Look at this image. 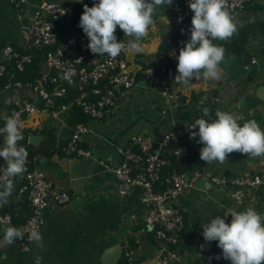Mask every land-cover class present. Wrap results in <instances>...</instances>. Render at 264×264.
I'll return each mask as SVG.
<instances>
[{"label":"crops","instance_id":"obj_1","mask_svg":"<svg viewBox=\"0 0 264 264\" xmlns=\"http://www.w3.org/2000/svg\"><path fill=\"white\" fill-rule=\"evenodd\" d=\"M41 1L43 0H28L27 9L21 14L10 0H0V55L7 43L15 44L20 49V22L30 6ZM234 14L237 27L253 19H263L264 0H251L243 10ZM192 15L191 11L187 18L188 27L191 25ZM154 19L155 23L149 28L148 36L142 40V51H125L129 66L138 73L135 86L121 96L117 106L104 118L92 119L85 115L87 118L84 124L89 132L82 144L91 150L92 155L66 154L61 148L53 152L46 150L45 154L38 157L37 163L36 157L27 160V170L40 168L56 187L66 189L71 199L66 204H50L44 209L43 248H37L33 243L27 251L18 250L3 239V229L9 224L0 222V264H35L38 255L42 257L41 264H103L100 256L104 249L125 241L130 242L135 249L134 262L149 263L162 247L153 230L144 222L145 203L139 190L134 189L124 197L118 196L112 174L99 162L103 160L107 164H116L119 161L116 146L126 143L131 134L146 132L160 136L172 124L191 122L197 118L209 119L203 117L199 108L193 106H182L165 116L161 115L162 102L157 90V95L148 103L145 114L137 106L139 96L146 94L149 89L146 77L141 71L158 60H166L165 57L177 56L171 50H158L161 27L176 26L170 18L168 5L157 8ZM258 37L264 38V34ZM250 44L246 42L243 47L252 55L248 49ZM263 45L264 42L262 47ZM262 47L255 50L259 51ZM166 62L167 60L165 64ZM220 69L219 79L193 78L187 85L174 81L173 90L182 96L191 97L194 93L218 96L219 102L213 105L214 114L217 109H236L243 114L242 124L246 120L254 119L264 129V102L255 95L256 87L264 84V60L257 58V62L244 69L241 58L230 55L220 65ZM18 91L26 96L31 95L24 87H19ZM5 96L6 92L0 83V116L5 109ZM252 96L259 100H252ZM140 115L149 121L143 124L133 123L132 120ZM22 122L23 128L29 130V134H32L31 131L40 133L39 130L47 126L57 133L52 119L40 110ZM42 134L48 137L46 133ZM57 139L62 140L57 147H62L63 137L57 136ZM198 139L199 137L192 139L189 136L192 150L200 155L203 145L197 143ZM43 140L48 141L49 137ZM40 142L36 147L41 145ZM202 165L207 172L225 179L244 171L264 173V158H252L238 152L229 154L223 163L203 161ZM23 175L15 178L14 191L8 202L0 205V213L12 214V204L24 180ZM182 201L186 212L177 249L181 253L183 264H214L215 257L221 255L218 242H206L202 235V224L209 223L213 217H223L229 208L239 211L246 210L249 206L264 213V191L261 187L247 189L240 199H236L230 184L215 186L207 180L203 187L189 189ZM22 214H25V210H22ZM22 216L13 215L9 223L18 226ZM226 222H231L230 215L226 217Z\"/></svg>","mask_w":264,"mask_h":264},{"label":"built area","instance_id":"obj_2","mask_svg":"<svg viewBox=\"0 0 264 264\" xmlns=\"http://www.w3.org/2000/svg\"><path fill=\"white\" fill-rule=\"evenodd\" d=\"M10 1L21 14L27 9L28 0ZM250 1L227 0V3L231 12L237 13ZM94 2L98 0H43L36 4L37 9L31 16L21 20L20 49L15 44L7 43L0 55V77L3 78L2 87L6 92L0 128L4 126V117L13 112L19 113L23 120L40 110L52 119L57 136L63 137L61 148L64 153L92 155L91 150L82 144L89 128L83 122L69 128L70 111L78 107L89 118H104L117 106L121 96L135 86L137 80V70L129 66L125 52L114 59L106 55H94L87 47L88 39L82 28L71 22L77 7L81 6L83 13L84 5L91 7ZM168 12L179 26L188 25L187 18L191 13L189 0H172ZM63 26L64 31L61 30ZM129 39L123 35L118 41L127 43ZM28 49H37L40 58L35 77L22 81L16 79L15 74L31 62L32 52H28ZM165 61L158 60L144 71L151 73L154 68H158L164 72ZM255 62L257 57L251 55L249 63H243V68L247 69ZM69 68L71 72L66 75ZM19 87L28 89L31 95L26 96L18 91ZM157 91L163 116L182 106L198 109L219 102L218 96L213 94L194 98L182 96L168 88ZM224 111L231 112L242 123L243 114L240 111ZM193 123L172 124L160 136L146 132L131 134L126 143L116 146L119 156L116 164L99 160L104 169L112 174L118 196L124 197L134 189L139 190L145 203L144 222L163 242L151 262L136 263L133 261L135 249L130 242L125 241L117 264H183L177 249L186 212L182 198L201 177L207 178L215 186L230 184L236 199H240L243 192L250 188L261 187L264 191V173L244 171L225 179L207 172L200 155L191 148L190 132L198 131V128L189 129ZM24 133L30 135L29 130L23 128ZM2 142L3 134L0 133V146ZM172 158L185 160L186 168H172L169 163ZM4 166L5 161L0 157V168ZM23 178L15 198L17 204L12 206V214L0 213V222L9 224L13 215L20 216L21 211L25 210L22 221L16 226L23 232V239L12 244L20 251H27L33 244L29 241L31 230L35 228L43 234L44 209L50 204H66L71 195L66 189L56 187L40 168L27 170Z\"/></svg>","mask_w":264,"mask_h":264},{"label":"clouds","instance_id":"obj_3","mask_svg":"<svg viewBox=\"0 0 264 264\" xmlns=\"http://www.w3.org/2000/svg\"><path fill=\"white\" fill-rule=\"evenodd\" d=\"M171 4L172 0H98L91 7L84 5L79 27L94 55L114 59L125 51L139 53L142 40L155 23L156 9ZM189 8L193 13L190 39L175 56L177 75L174 81L185 85L193 78L219 79L220 65L226 59L227 50L214 41L227 42L238 32L236 15L231 12L227 0H189ZM117 27L124 36L131 38L127 43L118 41ZM70 72L69 68L66 75ZM202 113L203 117H211L209 108H203ZM197 128L198 131L190 132V138L199 137L197 143L203 145L200 159L206 163H223L233 152L264 158V129L254 119L240 124L231 112L217 109L215 119L197 118L189 127ZM0 133L3 134L0 157L5 161V166L0 168V205H3L14 191L15 178L27 171L28 152L19 143L24 139L20 114L13 112L5 116ZM228 215L231 216L230 223L226 222ZM202 228L204 240L218 242L222 257L231 264H264V213L254 207L239 211L229 208L226 215L213 217L209 223L202 224ZM3 239L9 244L15 243L23 239V232L9 223L3 229ZM29 241L37 248H43V236L38 229L31 230ZM41 261L42 257L36 256L35 264H41Z\"/></svg>","mask_w":264,"mask_h":264},{"label":"trees","instance_id":"obj_4","mask_svg":"<svg viewBox=\"0 0 264 264\" xmlns=\"http://www.w3.org/2000/svg\"><path fill=\"white\" fill-rule=\"evenodd\" d=\"M82 14L81 6L76 8V13L74 18L72 19V23L79 26V20L80 16ZM179 26V25H176ZM190 27L189 25V32L187 34V39H190ZM64 29V26L61 27V30ZM64 31V30H63ZM122 30H120L117 27L115 35L117 36V39H120L123 35ZM264 34V19H253L249 21L248 23L242 24L238 26V32L237 35L239 37L240 42L244 45L246 42L254 41L256 38L260 35ZM119 37V38H118ZM214 43L217 44H222L223 47L227 50L226 52V57H229L230 55H234L238 58H241V48L238 44V41L235 38V35L228 40L227 42L224 41H214ZM28 52H32V60L31 62L26 66V68L22 71H16L15 77L16 79L26 81V80H32L35 75L37 74V66H38V58H40L39 51L37 49H28ZM167 62L165 64V71L161 72L158 70V68H154V70L151 73H145L144 71H141L142 74L145 75L147 84L151 88H154L155 90H159L162 88H168V89H173V83H174V78L177 75V60L175 58L171 57H165ZM138 74V73H137ZM0 83H3V78L0 77ZM200 94V93H199ZM198 93H194L192 97H199L202 95H199ZM211 95V94H209ZM252 100H259L256 96H252ZM209 108L211 110V119H215V114L213 112V105H205L199 108V111L202 113L203 108ZM203 114V113H202ZM87 117L82 113L80 108L75 107L73 108L68 117V126L69 128H72L76 122H85V119ZM40 133H46L49 137L48 141H41V145L36 147L35 145H32L31 143L28 142V135L26 133L23 134L24 139L21 140L19 143L22 144L27 152V160L32 159L36 157V163L38 162V157L41 154H45L46 150L50 151H55L56 149L60 150L61 147H57L58 142L61 143V139H57V134L54 132V129L47 126L45 128H42L39 130ZM32 134L37 133V131H31ZM170 166L172 168H178L182 169L180 165V160L172 158L170 159ZM170 166H167V169L170 168ZM17 201L14 199V202L12 206L16 205ZM22 211L20 216H22ZM23 217V216H22ZM220 259H216L214 264H231L229 260H225L222 255H220ZM119 262L118 264H120Z\"/></svg>","mask_w":264,"mask_h":264},{"label":"water","instance_id":"obj_5","mask_svg":"<svg viewBox=\"0 0 264 264\" xmlns=\"http://www.w3.org/2000/svg\"><path fill=\"white\" fill-rule=\"evenodd\" d=\"M36 9H37V5L30 6L29 11H27L26 13V17L31 16ZM250 18L252 19V17ZM188 32H189V27L186 24H183L181 26H173V27L162 26L160 33V41L158 45L159 52L171 50L178 56L180 48L184 47L185 46L184 42L188 40L187 39ZM235 38L238 41V44L241 48L242 62L249 63L251 55L248 52H246L237 34H235ZM255 95L264 102V84H259L256 87ZM45 137L48 139V137L42 133H34L28 137V142L36 146L39 144L40 141L46 139ZM180 165L182 168H185L186 162L184 160H181ZM204 183H207V179L205 177H201L195 182L194 187H203ZM161 245H163L162 242ZM122 250H123V246L121 243L110 245L102 252L100 256V261L103 264H117V262L121 257Z\"/></svg>","mask_w":264,"mask_h":264},{"label":"rangeland","instance_id":"obj_6","mask_svg":"<svg viewBox=\"0 0 264 264\" xmlns=\"http://www.w3.org/2000/svg\"><path fill=\"white\" fill-rule=\"evenodd\" d=\"M170 18L173 19L175 25H179L173 16L170 15ZM263 42H264V38L257 37L255 41H250L251 44L248 48L249 52L252 55L256 56L261 61L264 60V50L261 49L257 51L255 50V48L262 47ZM148 88L149 89L146 90V94L140 95L137 101V106L142 108V114H145L148 111V103L157 95V92L154 88L152 87L150 88L149 86ZM147 121H149V119L148 118L146 119V117L143 115H140L138 118L132 120L133 123H139V124H143Z\"/></svg>","mask_w":264,"mask_h":264}]
</instances>
